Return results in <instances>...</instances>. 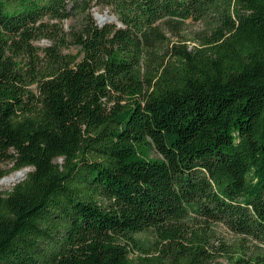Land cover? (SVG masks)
<instances>
[{"label": "trees", "instance_id": "1", "mask_svg": "<svg viewBox=\"0 0 264 264\" xmlns=\"http://www.w3.org/2000/svg\"><path fill=\"white\" fill-rule=\"evenodd\" d=\"M24 169L0 264H264V0H0V181Z\"/></svg>", "mask_w": 264, "mask_h": 264}, {"label": "rangeland", "instance_id": "2", "mask_svg": "<svg viewBox=\"0 0 264 264\" xmlns=\"http://www.w3.org/2000/svg\"><path fill=\"white\" fill-rule=\"evenodd\" d=\"M92 14L94 15L95 19H96V15H99L102 17L109 16V17L114 18V16L109 14L107 11L103 12L98 7H95L92 10ZM114 22H116V20ZM106 23H108V22H106ZM77 24H78V19L75 17H72V18L64 21L63 23H61L60 26L64 30L67 31L71 28L76 27ZM105 24H103V25H105ZM208 27H209L208 24L205 22L188 21L185 23V25L182 26V28L180 29V33L177 36L174 35L167 28H165V30H166L167 36H168V38H170L171 42H179L181 40H187V44L190 46V48H192L193 46H195L197 44L194 42L196 40H199V38L208 31ZM50 45H51V42L49 40H42V41L35 43V46L40 51V54H42V50L49 47ZM77 52H78V49L75 47H72L70 50H64V53H66V54H69V53L77 54ZM30 91L37 94L38 93L37 86L36 85L32 86L30 88ZM139 151H140V156L143 159L152 160V159L156 158L155 152L151 151L150 147H148V146H144V147L140 148ZM4 167L6 169H10L12 166L11 165H5ZM30 170L31 169H24L21 171L11 172L7 177H5L4 179H2L0 181V192L5 193V192L11 191L17 184H19L20 182H22L26 178V175L29 173ZM19 176L23 177L21 181H18L16 183H7V180H9V179L11 180V178H17ZM215 229L217 231V234L224 241H226L227 244H240L241 243L242 238L239 236H235L233 233H231L225 227L216 226ZM136 238H137V240L140 241L141 244H144V245H150L154 241V236H153L152 232H144V233L138 234V235H136ZM221 262H223V264L227 263L226 260H223Z\"/></svg>", "mask_w": 264, "mask_h": 264}, {"label": "water", "instance_id": "3", "mask_svg": "<svg viewBox=\"0 0 264 264\" xmlns=\"http://www.w3.org/2000/svg\"><path fill=\"white\" fill-rule=\"evenodd\" d=\"M96 19L98 20V23H100L99 24L100 26H103V24H105L106 22H113L116 20V19L109 17V16L102 17L99 15H96Z\"/></svg>", "mask_w": 264, "mask_h": 264}, {"label": "bare ground", "instance_id": "4", "mask_svg": "<svg viewBox=\"0 0 264 264\" xmlns=\"http://www.w3.org/2000/svg\"><path fill=\"white\" fill-rule=\"evenodd\" d=\"M22 176H19V177H17V178H11V180L9 179V180H7V183H16V182H18V181H21L22 180Z\"/></svg>", "mask_w": 264, "mask_h": 264}]
</instances>
